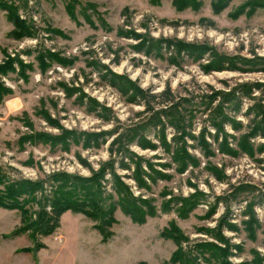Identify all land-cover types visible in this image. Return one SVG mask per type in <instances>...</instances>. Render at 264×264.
Here are the masks:
<instances>
[{
  "label": "rangeland",
  "instance_id": "1",
  "mask_svg": "<svg viewBox=\"0 0 264 264\" xmlns=\"http://www.w3.org/2000/svg\"><path fill=\"white\" fill-rule=\"evenodd\" d=\"M181 1L0 0V192L23 181L24 189L42 188L12 199L17 208L0 206V264H264V153L257 150L264 136L250 141L251 152L238 147L241 136L264 126V111L243 115L253 104L246 98L234 116L217 95L258 83L254 96L264 104V64L257 62L264 59V0H192L194 7H180ZM7 8L20 17V32ZM169 44L195 55L169 52ZM149 45L154 47L148 54L138 51ZM218 60L236 69L206 73ZM110 72L126 74L152 94L170 87L172 111L186 116L195 136L219 123V141L207 137L210 142L201 145L186 136L188 166L180 169L176 145L167 153L157 137L160 119L152 124L153 112L128 103L108 83ZM225 118L236 119L241 130ZM94 134L107 142L86 148L82 138ZM120 134L142 156L126 155L129 171L120 167L122 154L110 153ZM164 134L168 142L175 135L170 126ZM140 137L158 149H141ZM226 142L235 153L220 152L218 144ZM78 156L95 171L112 166L135 198L150 201L152 215L136 222L114 204L120 197L108 185L105 206L114 211L107 226L98 228L95 218L67 210L55 231L36 230L34 236L42 209L46 223L54 217V176L92 177ZM139 166L152 176L148 189L125 177L140 172ZM174 228L179 243L170 237ZM219 248L233 255L223 258Z\"/></svg>",
  "mask_w": 264,
  "mask_h": 264
},
{
  "label": "trees",
  "instance_id": "2",
  "mask_svg": "<svg viewBox=\"0 0 264 264\" xmlns=\"http://www.w3.org/2000/svg\"><path fill=\"white\" fill-rule=\"evenodd\" d=\"M180 7H194L195 3L192 0H182ZM10 18L12 19V22L15 26V28L20 32L24 28L22 25V21H20V17L18 16L17 12L13 9L7 8ZM132 38H136V35L134 34ZM162 43V42H160ZM168 46V45H167ZM166 47L167 51L172 52L171 48L176 50V54L182 55L189 54V55H195L192 54L189 51H186L184 47L179 48V45L169 44V46ZM154 45L146 46L145 48L138 49V51H144L148 54V52H151V48H153ZM217 60V59H216ZM258 64H264V59H258ZM231 62L224 61V60H218L216 64L212 63L210 67H205L206 73H211L212 71H224V70H235L236 68L231 66ZM227 64H229L227 66ZM262 67V66H261ZM108 83L116 88L120 93L121 96L128 102L136 105H144L146 111L153 112V115H156L157 118L153 117L151 123L155 124V119H160L159 121H156L159 123V126H162L160 128L161 130L157 132L158 139L162 140L163 144L161 146H164L166 148L167 153H171L173 150V146L176 145L175 148V161L178 164V167L180 169H185L188 166V163L185 162L188 158L185 157V155L189 156L186 151L187 144L184 141L182 143V139L184 140L186 136L190 137L194 141H199L201 145L208 144L207 137L210 138V140H213L214 142L219 141V133L222 131L221 126H219V123L211 122L209 126H205L202 128L199 133L195 136L192 133V125L189 123H186V116L183 115V113H179L178 111H172L175 107L174 103V94L170 87L165 88L160 94H152L150 89H143L139 86L137 81H133L129 79V77L126 74H116L113 72L109 73V77L107 78ZM260 84L255 85H247V84H240L236 86L231 91L228 92H219L217 95L222 96L223 103L230 106L231 113L236 116L241 112L242 104L244 99H248L253 101V104L250 105L248 112L244 113L243 115L249 114V112L256 113L259 109H262L264 111V104H259L256 102L258 99L257 96H254V93L256 90L260 89ZM215 96V95H214ZM207 103L211 104L212 99L214 97H207ZM220 98V97H219ZM264 101V98H263ZM155 105L160 106L161 109L157 110L155 112ZM158 108V107H157ZM176 116H174V114ZM258 116L259 113H256ZM163 118H167L166 124L173 128L174 136L173 138L168 142L166 140L164 130L166 129V124L162 121ZM225 123H229L231 125L232 129L234 131L238 132L241 130V128L238 126L239 122L236 119H227L225 118ZM228 121V122H226ZM209 127H212L214 129L213 133L209 129ZM163 135V136H160ZM180 136L179 140L176 139L177 136ZM230 137L234 138V140H238L234 135H229ZM258 136H264V126L257 125L256 128L252 129L247 134L241 136L239 139L238 147L239 149H242L247 152L252 151V145L250 141ZM137 138V137H136ZM135 138V139H136ZM82 140L85 142L86 148H99L102 144H105L107 140L100 141V135L94 134L91 135L89 138L83 137ZM131 139L123 135H118L111 143H110V153H117L122 154L123 158L121 159V169L123 170H132L131 163H125L123 162L126 158V155L129 154L133 158H141L142 156H138L136 153L130 150V144ZM137 145L143 149V150H157L159 145L156 143H153L151 141H148L144 137H140L136 141ZM179 143H181L179 145ZM218 149L220 152L224 154H233L235 153L233 148H230L228 143H220L218 144ZM257 150L260 153H264V143L259 144ZM79 162L91 170L92 177L82 179L78 177H72L68 176L66 173H58L55 177V183L57 184L58 193L57 197L53 202L51 203V206L53 210L55 211L54 217L49 218L46 223L44 221L45 215H44V209H42L39 213V220L36 229L33 231L34 236H36L37 231H40L39 233L42 234H50L51 232L55 231V229L58 227V222L61 217V215L67 211V210H74L82 212L88 216H91L95 218L98 221L99 227L98 228H104L108 225V221L110 220L109 214H112L114 211V208H112L111 212H109V207H106V195L107 191L106 188L108 185H111L110 188L117 193V195L120 197L119 200H115L114 204L120 206L127 214H129L136 222L142 223L145 220V217L147 215L151 214V204L148 200H143L140 198H135L132 193L130 192V187L126 185L123 181H121V176H118L113 170L112 166H101L99 170L95 171L91 168L90 164L88 162L78 156ZM139 171L138 173H134L131 177H128L127 174H125V177L128 179H132L135 182V185L138 189H148L149 184L148 180L152 179V176L150 173L142 170L141 166L138 167ZM150 169L152 170L151 166ZM153 171V170H152ZM107 174H109L110 178H107ZM2 176H0V185ZM25 183H28L27 181H23V185L21 182H19L16 185H10L9 187L5 188L6 191L0 192V206H4L7 208H17L19 206H16V202L12 199L20 198L23 195H26L29 193V191H32L34 193H37L39 191L42 192V188L39 185H31L30 188H26L24 186ZM87 184V186H85ZM19 185V186H18ZM90 185V186H89ZM18 186V187H17ZM24 189V190H20ZM67 189H72L71 192H65ZM108 196V195H107ZM111 199V198H109ZM12 200V201H11ZM10 201L11 203H9ZM48 200L45 198V203L48 205ZM18 205V204H17ZM21 205V204H20ZM21 210V208H20ZM253 215V214H252ZM254 217V216H253ZM257 221V220H256ZM45 223V224H43ZM52 223V224H50ZM246 224H251L249 222H246ZM252 225V224H251ZM227 229L237 232L238 228L236 225L228 224ZM26 230H32L31 227L24 228ZM37 230V231H36ZM213 235V234H212ZM216 239L220 240L222 237L220 234L213 235ZM170 237L176 241V243L180 242L181 235L179 233V230L176 228L173 229V233L170 234ZM223 238V237H222ZM223 242V240H220ZM224 243V242H223ZM179 248L180 245L178 244ZM220 252L218 255H221L223 258H228L229 255H233L228 253V249H221L219 248ZM236 250L240 251V246H235ZM180 251V249H179ZM236 255V254H234ZM238 255V254H237ZM181 255L174 256V260H177L180 262ZM212 257H216L215 255H212ZM223 264H229L226 262H220ZM244 264V263H240Z\"/></svg>",
  "mask_w": 264,
  "mask_h": 264
}]
</instances>
